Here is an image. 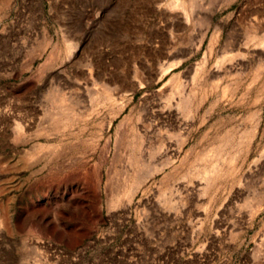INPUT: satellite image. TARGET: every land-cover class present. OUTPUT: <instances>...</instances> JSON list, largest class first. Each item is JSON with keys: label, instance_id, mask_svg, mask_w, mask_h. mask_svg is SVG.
I'll return each instance as SVG.
<instances>
[{"label": "rangeland", "instance_id": "obj_1", "mask_svg": "<svg viewBox=\"0 0 264 264\" xmlns=\"http://www.w3.org/2000/svg\"><path fill=\"white\" fill-rule=\"evenodd\" d=\"M261 154L264 0H0V264H264Z\"/></svg>", "mask_w": 264, "mask_h": 264}, {"label": "bare ground", "instance_id": "obj_2", "mask_svg": "<svg viewBox=\"0 0 264 264\" xmlns=\"http://www.w3.org/2000/svg\"><path fill=\"white\" fill-rule=\"evenodd\" d=\"M171 65V64H170ZM218 74V73H217ZM218 77V76H217ZM220 79V78H219ZM218 81V80H217ZM132 143V142H131ZM255 162H264V154L262 155H259V157L258 158H256L255 160H254ZM254 163V162H253ZM199 181V180H198ZM192 184V183H191ZM207 186V185H206ZM190 191V190H189ZM201 191H203V190H201ZM203 193V192H202ZM201 193V194H202ZM111 196V195H110ZM130 198V197H129ZM200 200V199H199ZM202 208V207H201ZM206 210V209H205ZM206 213V212H205ZM198 219V218H197ZM200 219V218H199Z\"/></svg>", "mask_w": 264, "mask_h": 264}]
</instances>
